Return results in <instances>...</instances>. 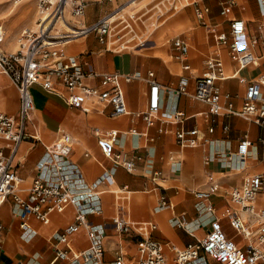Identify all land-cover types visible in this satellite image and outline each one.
Masks as SVG:
<instances>
[{
    "label": "crops",
    "instance_id": "0c3cea01",
    "mask_svg": "<svg viewBox=\"0 0 264 264\" xmlns=\"http://www.w3.org/2000/svg\"><path fill=\"white\" fill-rule=\"evenodd\" d=\"M4 1L6 0H1L2 3H5ZM18 1L20 0H14L16 3ZM197 1L201 8L209 9L205 14L203 24L198 20L195 8L192 6L198 25L204 28L205 34L202 40V33L194 25L193 16L187 10L191 8L189 5L171 15L173 17L168 20L166 27L157 32L159 37L154 43L146 38L147 42L138 47L116 50L106 43H101L94 34H90L69 44L66 52L76 55L86 54L90 63L88 68L97 72H141L140 78L130 82L122 81L128 113L122 116H112L113 107L110 103L93 98L87 101L86 105L89 109L81 110L68 106L59 94L46 91L37 83L32 86L35 100L32 123L29 125L32 136L20 143L13 161V169L20 176V195L24 199L33 202L28 189L32 186L37 173L36 162L44 154L46 146L52 144L63 132L70 135V143L73 145L71 159L80 165L83 177L88 183L97 179L108 166L112 165V161L103 155L99 147L98 139L101 133L110 130L118 131L119 136L115 142L118 152L128 156L144 155V159L133 171L121 167L99 187L103 212L94 217V220L105 226L104 264H111L119 249L127 253L129 257L138 254L135 242L131 243L130 240L125 239L124 234L118 233L112 224L118 205H121L120 197L116 194L117 187L129 193L125 196L128 199L124 202L123 215H129V218L137 223H142L144 220L154 223L152 236L163 243L169 261L175 258V249L195 244L199 239L204 238L212 219L215 218L221 220L224 230L239 246L245 244L243 235L233 229L230 224L228 211L239 210V207L232 202L229 193L234 187L242 186L246 177L264 171V148L258 140V137L264 135V130L238 115H231L228 119L222 115L212 117L208 114V105L191 95L196 89L197 77L210 71L205 64L206 61L211 58L220 59L227 78L216 80V85L223 94L231 95L236 109L242 107L247 86L239 78L243 77L246 81L259 79L264 83V27H260L264 24V16L260 12L258 0H252L250 12H245L246 0H237L236 4H231V0ZM26 6V11L22 9L19 11V27L31 25L33 14L36 12L34 2L28 1ZM7 7L1 6V10L7 11ZM144 10L145 7L140 8L137 14L145 13ZM223 10L225 13H222ZM67 13L71 14L70 6L66 8V15ZM96 16L86 15L85 11V15L78 22L91 23L98 19ZM18 18L12 19L14 21L11 26L19 21ZM39 18H37V25ZM234 19L244 20L248 32L246 40H251L253 37L248 29L249 24L259 26L258 32L261 36L260 43L251 48L260 61L258 64H251L240 70L228 47L220 45L217 40V34L224 31L229 32L230 21ZM0 28L4 29L3 26ZM175 37H182L189 43L190 69L188 71L183 70L182 62L177 59L172 49ZM8 46L10 49L15 48L14 42ZM0 50L11 52L1 47ZM201 57L206 67L202 74L198 75L196 68L199 65L198 59ZM149 71H154L157 80L170 87H176L183 75L188 77L187 88L191 95H183L177 100L178 109L185 114L183 121L174 120L171 114L172 98L164 94L162 108L154 125H148L142 117H139V114L147 109L150 89L145 76ZM0 76L4 77L0 81V95L4 92L1 104L3 107L0 110L15 115L19 112V92L5 75ZM88 82L103 87L98 78L88 79ZM58 85L62 88L61 83ZM212 118H215L219 124L215 131L210 133L208 129ZM224 120L231 125L228 132H224L222 128ZM159 127H163L164 131L160 132ZM195 127L200 129V138L206 137L209 142L200 140L201 142L196 147L181 146L175 135L177 129ZM36 131L41 136V142L35 141ZM246 135L253 141L246 159L235 157L232 162L217 159V152L229 145L236 149L240 139ZM0 147L10 152L9 142L0 140ZM19 152L21 159L16 160ZM208 157L212 159L210 162L206 161ZM155 172L159 174L154 175ZM215 184L217 189L211 192L208 199L204 200L205 204L212 205L213 211L199 214L195 207L199 198L195 193L197 190H211ZM162 195L167 196L170 206L156 212L155 207ZM256 208L258 210L264 208V182L258 192ZM18 210V205L11 196L6 197L0 207V222L4 225V237L0 242V264L19 262L21 264H46L52 255L54 234L75 221V208L71 205L63 211H54L50 215L51 220L48 224L32 218L26 226H23L21 219L17 217ZM183 213L186 214L187 227H179L174 223V219ZM241 213L251 221L250 215L245 212ZM197 222L200 225L197 226ZM31 230L36 231V236L31 241H27L26 231L29 233ZM63 246L71 254L80 253L90 246L88 234L80 228ZM210 264L221 263L210 261Z\"/></svg>",
    "mask_w": 264,
    "mask_h": 264
},
{
    "label": "built area",
    "instance_id": "2783aa9c",
    "mask_svg": "<svg viewBox=\"0 0 264 264\" xmlns=\"http://www.w3.org/2000/svg\"><path fill=\"white\" fill-rule=\"evenodd\" d=\"M137 0H129L120 5L116 10L103 14L91 23L71 24L66 19V8L71 7L72 16L82 17L86 11V0H37L41 17L38 27L25 29L21 32L20 48L14 52L0 50V66L3 72L8 74L19 92V112L10 115L0 110V140L10 143V152L0 147V207L4 199L11 196L18 205L17 217L26 226L32 218H37L44 224L50 223V215L54 211H63L68 206L75 208V221L57 231L54 234L52 255L46 264H104L105 226L95 222L94 217L103 212V202L100 197L99 187L107 182L109 176L114 175L119 168L133 171L138 163L144 159V155L128 156L116 150L118 131L110 130L101 133L98 144L103 155L112 161L104 173L92 182H87L83 177L80 165L71 159L73 145L70 143V135L63 132L61 136L46 146L44 154L37 163V173L32 186L28 189L33 202L24 199L20 195V176L13 169L14 158L22 141L31 138L29 125L32 123V115L35 107L33 84L41 85L46 91L59 94L68 104L75 108L85 110L89 98L97 101L108 102L112 105V116H122L129 112L127 107L126 93L122 81L130 82L140 78L141 72L100 73L91 68L86 54L80 55L67 53L65 45L68 41L78 40L90 34L97 36L101 43L109 46L119 42L116 48L124 49L138 47L147 42L141 40L138 33V24L141 16L145 13H134L127 8ZM170 7L166 13L180 9L183 5H194L195 15L201 23H205L207 7L201 8L197 0H167ZM237 0H231L236 4ZM260 12L264 16V0H258ZM222 13H225L223 10ZM163 13H160L162 16ZM71 26L67 33H60L59 22ZM260 27H264L261 24ZM247 27L242 19L230 21L229 32L217 34L220 45L228 47L231 56L238 63V68L244 69L251 64H258L259 57L251 50L252 46L260 43V38L253 36L248 44ZM70 43V42H69ZM175 56L182 62L183 70L190 69L189 43L182 37H175L172 42ZM210 69L208 73L196 79L195 91L191 95L188 92V77L183 75L176 87H170L157 80L154 71H149L145 76L149 84V98L147 109L139 114L148 125H154L162 108V96L172 98L171 114L176 122L185 119L184 113L178 109L177 100L183 95H191L208 105V114L212 117L223 116L225 119L231 115H238L248 122L257 124L264 130V83L259 79L246 81L247 89L240 109L235 108L230 94H223L216 85V80L226 79L225 69L220 59H208L205 63ZM100 79L103 87L93 85L88 79ZM58 83H61L62 88ZM224 99V100H223ZM218 121L212 118L209 132L213 133L218 126ZM224 132L231 129L228 121L222 122ZM163 132L164 128L159 127ZM198 127L192 129L179 128L175 135L177 142L184 147H196L201 141L209 142L206 137L199 136ZM153 140L152 137H149ZM239 142L236 149L231 145L217 152V159L232 162L235 157L248 156L253 141L246 135ZM259 143L264 148V135L258 137ZM35 141L41 142V136L36 131ZM216 154V152H215ZM212 159L206 158L207 162ZM155 172L154 175H158ZM264 182V171L246 177L240 187H234L230 194L232 202L238 205V209L228 211V217L233 229L237 230L245 239V244L239 246L224 230L220 219H212L207 235L199 239L195 244H189L184 248L175 249L176 256L169 261L164 250L163 243L152 236L155 224L147 222L144 226H138L139 231L132 226L125 215H116L112 224L120 234L135 232V244L138 254L129 257L127 253L119 249L111 264H210L217 261L221 264H264V208L257 209L256 201L258 192ZM127 189V186H125ZM124 188V189H125ZM197 190L195 195L199 198L195 204L199 214L212 212L213 207L205 204L212 191ZM170 206L167 196L162 195L160 202L155 207L156 212ZM252 217L247 220L241 212ZM177 226L187 227L186 214H181L174 219ZM200 223L197 222V226ZM137 227V228H138ZM83 228L88 234L90 246L71 254L65 246L72 235ZM28 231V230H27ZM26 231V240L31 241L36 235L35 230ZM4 225L0 222V242L3 240ZM21 264V262L17 263Z\"/></svg>",
    "mask_w": 264,
    "mask_h": 264
},
{
    "label": "rangeland",
    "instance_id": "374dc122",
    "mask_svg": "<svg viewBox=\"0 0 264 264\" xmlns=\"http://www.w3.org/2000/svg\"><path fill=\"white\" fill-rule=\"evenodd\" d=\"M28 1L34 2L36 4V12H35V14H33V19H32L31 25L19 27V25H20V20L18 18L19 11L21 9H22V11L27 10L26 5H27ZM86 1H87L86 15H89V14L97 15L96 19H97V17L102 16L103 14H106V13H109V12L116 10L118 7H120V5H124L127 2H129V0H86ZM153 1L154 0H137L134 4H132L131 6H129L127 8V11H130V12L133 11L134 13H136V12H138V10L140 8L145 7L144 11L147 12V14H144L143 16H141L137 30H138V33L141 35V37H140L141 40H145L147 38L152 43H154L155 40L156 41L158 40L159 36H158L157 32L160 31L162 28L166 27L168 20H170L171 17H173V16H170L169 12L160 16V13L166 11L170 7V5L168 7H162L161 4H157ZM4 2L5 3H2L0 0V11H1L0 12V26L4 27V29L3 28H0V29L5 30L6 33L0 37V47L3 50L7 49V50H10L11 52L12 51L14 52V50L19 48V43L22 39L21 38L22 30L26 29V28L31 29V28L37 27V20H38L37 18L41 17V13L39 11L37 0H20L17 3L14 2V0H6ZM245 2H246L245 12H250L252 10V0H246ZM1 6L2 7L8 6L7 11L1 10ZM190 6H191V8H187V10H189V12L191 13V16H193L194 25L197 28H199L200 33H202V35H201V40H202L204 38V34H205L204 28H202L198 25V21L196 20V17L194 16L193 7H192L194 5L192 4ZM142 13H144V12H141L140 14H142ZM25 15L27 16V14H25ZM14 17L16 19L18 18L19 21H17L16 24H13V26H11V23H13V21H14V20H12V19H14ZM66 19H68V23H71V24H75V23L78 24L77 22L81 20L80 17L72 16V14L69 15V13H67ZM26 25H28V24H26ZM145 26H146V30H147L146 35L144 33ZM17 27H19L18 31H17ZM57 28L59 29L60 33H67V30L71 29L68 25H65V23H62V21L60 24L58 23ZM248 29H249V32L251 35L257 36L258 38H261V36L259 35V32H258L259 26L249 24ZM188 33L190 34L192 32H188ZM201 40H200V42H201ZM74 41H76V40H73L70 43H72ZM10 42L11 43L14 42V46H15L14 49L9 48L10 46H8V45L11 44ZM70 43H67V45H65V50L68 49V46ZM166 43H168V42H166ZM118 44H119V42L115 43V45H112L110 47L116 48L115 46H117ZM200 45H197V46L201 47ZM6 46H7V48H6ZM203 60L204 59H202V57L198 59L197 63L199 65H198V68H196V70H197L196 72L198 75H201L202 72L205 70L206 66H204ZM195 65H197V64H195ZM0 70H1L0 75H5L12 82L10 76L8 74H6L5 72H2L3 70H2L1 66H0ZM3 78H4L3 76H0V81ZM13 85H15V84H13ZM3 96H4V92L0 95V108L3 107L1 105L3 102V99H4ZM116 194L118 195V197H120L119 200L121 203V205H118L116 215H122L123 212H125V210L123 208L124 202H125V200L128 199L127 197L125 198V196L128 195L129 193L126 190H125V192L121 191L117 187V193ZM125 217L128 219L129 215L126 214ZM137 227H138V225L134 228L136 229V231H139V227L138 228ZM135 234H136L135 232L126 233L123 235V237L127 240H130V242L133 243L136 241Z\"/></svg>",
    "mask_w": 264,
    "mask_h": 264
},
{
    "label": "bare ground",
    "instance_id": "6f19581e",
    "mask_svg": "<svg viewBox=\"0 0 264 264\" xmlns=\"http://www.w3.org/2000/svg\"><path fill=\"white\" fill-rule=\"evenodd\" d=\"M16 1V0H15ZM153 2H155V3H157V4H161L162 5V7H168L169 5H170V1H167V0H154ZM180 9H177V10H174V11H171V12H169L170 13V16L171 15H174V13L175 12H177V11H179V10H181L182 8H183V5L182 6H180L179 7ZM169 9V8H168ZM150 11V10H149ZM167 11V10H166ZM166 11H164V12H161V13H163V15L166 13ZM147 14V13H146ZM61 22H59V24H60ZM62 23H64V22H62ZM65 25H68V24H66L65 23ZM145 25V24H144ZM39 25H37V27H38ZM69 26V25H68ZM37 27H35V28H32L33 30H35ZM70 28H71V26H69ZM5 33V31L4 30H2V29H0V37H1V35L2 34H4ZM144 33H145V35L147 34V30H146V26H145V30H144ZM150 35V34H149ZM23 39H21V41H22ZM21 41H20V43H21ZM71 40H69L68 42H70ZM247 42H248V44H250V40L248 39L247 40ZM20 43H19V48H20ZM18 48V49H19ZM17 50V49H16ZM16 50H14V51H16ZM13 52V51H12ZM1 71V70H0ZM3 72V71H2ZM17 158H19V159H21L20 158V152L18 153V155H17V157H16V160H17ZM128 221L134 226V227H136L137 225L138 226H144V224H147V221H143L142 223H137L136 221H134L133 219H131V218H128Z\"/></svg>",
    "mask_w": 264,
    "mask_h": 264
}]
</instances>
